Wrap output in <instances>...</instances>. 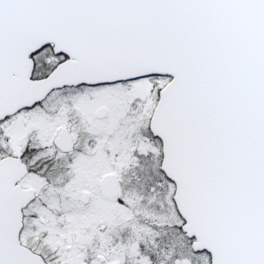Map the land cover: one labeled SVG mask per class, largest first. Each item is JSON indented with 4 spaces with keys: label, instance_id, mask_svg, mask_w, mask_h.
<instances>
[{
    "label": "snow or ice",
    "instance_id": "1",
    "mask_svg": "<svg viewBox=\"0 0 264 264\" xmlns=\"http://www.w3.org/2000/svg\"><path fill=\"white\" fill-rule=\"evenodd\" d=\"M0 264H264V0H0Z\"/></svg>",
    "mask_w": 264,
    "mask_h": 264
}]
</instances>
